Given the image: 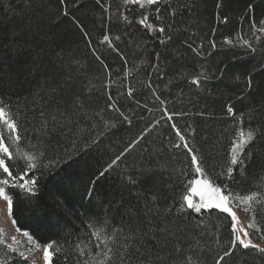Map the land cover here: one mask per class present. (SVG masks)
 Wrapping results in <instances>:
<instances>
[{"label": "trees", "instance_id": "1", "mask_svg": "<svg viewBox=\"0 0 264 264\" xmlns=\"http://www.w3.org/2000/svg\"><path fill=\"white\" fill-rule=\"evenodd\" d=\"M145 13L152 31L138 23ZM261 20L264 0H0V102L21 137L0 129L13 157L5 161L14 175L35 163L28 175L38 181L34 197L4 187L9 218L36 245L52 244L50 264H217L232 247L227 213L179 212L194 169L173 123L217 183L232 141L257 131L229 203L264 242V33L252 30ZM13 33L26 45L18 57ZM165 109L178 115L168 120ZM92 140L99 146L81 156ZM65 158L79 164L68 169ZM0 264L28 263L0 243ZM220 264H264V253L237 242Z\"/></svg>", "mask_w": 264, "mask_h": 264}, {"label": "snow or ice", "instance_id": "2", "mask_svg": "<svg viewBox=\"0 0 264 264\" xmlns=\"http://www.w3.org/2000/svg\"><path fill=\"white\" fill-rule=\"evenodd\" d=\"M64 0H61V3H63ZM126 4H139L141 7H144L145 4L147 5H154L163 3L164 0H124ZM97 3H100V0H97ZM103 6V5H102ZM107 11V8L105 9ZM157 16L156 19L159 20L160 16V9H155ZM149 18L148 15L145 13L143 14V18H141L138 23L146 28H148L150 31L154 29V25L148 22ZM225 22H227V18H225ZM159 32L163 34L165 32L164 27H159ZM253 33H264V20L260 21V26L258 27L255 23L252 25ZM15 33L12 34V40L11 45L13 47L14 56H20L24 54V49H26V45L21 42L15 40ZM256 39L259 41L260 37L257 36ZM109 40L108 35H104L102 43ZM163 43V41H161ZM225 44H229L230 40L229 38H225L224 41ZM235 46V45H233ZM242 47H245L247 49H250L251 51L255 52L257 49L253 48L252 44L245 40L243 42ZM212 48H216V44L212 43ZM247 54V53H245ZM159 54L157 53V57ZM99 59L100 57L97 56ZM153 68H157L158 65H152ZM202 79H207V77L201 73ZM193 84H196L197 86L201 85V79H194L192 80ZM248 87H252V82L249 80ZM129 95H131V89L129 90ZM111 107V105H109ZM229 114H233V108L232 106L228 107ZM40 115L43 117L45 113L43 111L40 112ZM165 115L167 116L168 120H172L173 115L178 114H170L167 113V110L165 109ZM55 119V118H54ZM7 129L8 135L12 136L15 134V139L20 140L21 137L19 135V124L18 121L14 118L11 108L7 103L0 102V129ZM173 130L176 132V136L178 137V140L182 142V146L184 149L187 150L188 155L191 157V166L194 169V178L190 180L191 185H199L202 187L203 191H200V199L198 202H194L193 197L197 193L196 187L189 188V192L191 195H184L183 201L184 205H186V208L182 205L179 208V212L185 213L187 210H191V212L196 213L197 215L202 216L205 212L211 214L212 210H218L221 213H227L228 216L231 217L232 221V240L231 245L232 247L224 252V255L220 258V260H223L224 257H227L232 254V250L236 248L237 242L239 243V246L248 249V248H257L258 246L256 244H253L251 239H247L249 237V233L244 230L243 228L240 229L244 233L245 239H242L240 236L236 235L237 232V222L238 217L237 215L231 210V206L229 204L230 200H234L235 197L231 194V188L229 182H235V176L234 172L239 169L241 172L246 171L245 165L247 157L245 155V148L252 143V141L256 138L257 131L255 130H249L247 132L246 138L244 137V134H240L239 140H233L231 147L228 152V160L226 163V166L224 169L218 173V176L224 181L223 183H217L216 180H214L206 171L205 167L203 166V161L198 157L196 154V151L188 144L187 138L182 132L176 127L175 123L172 124ZM95 145L98 147V142L96 140H92L90 143L85 142L83 148L78 149L81 156H86L89 152V150ZM173 147L180 148L181 143H176L173 145ZM5 157L8 160H12V154L10 152L9 147L7 146L6 137L2 130H0V172H2L5 175V178L0 180V184L3 185H9L11 184L12 188H19L22 191H25L29 193L31 196L36 195V188H37V178L33 175L29 177L28 173L37 167L35 163H28L26 169L18 175H14L13 172L10 170V165L6 164ZM120 156H117L115 159L111 161L110 164H108L107 167H105L102 171L99 172V176H104L111 168H113L114 165L117 164V161L120 160ZM64 164L67 165L68 169H71L74 165L79 164V158L68 160L65 158L63 161ZM43 167L48 168L49 165H43ZM61 171H66V169L61 168ZM199 177V179L195 178ZM90 191V196L92 193V190ZM205 192L209 193V195L205 196ZM0 197H2L7 202L8 207V215L13 218L14 220V200L11 196H9L4 188H0ZM253 195H248L244 197L245 202L253 200ZM25 199H28V197H25ZM36 211H39L38 202L34 206ZM248 209H245L247 211ZM190 214V213H189ZM186 218V217H185ZM251 227V225H249ZM259 230V229H258ZM24 235L28 237V239L31 241L33 239L32 235L25 231ZM93 235L96 236V239L100 241L99 235L94 231ZM13 240L15 238L13 237ZM52 247V244L49 243L44 246V255L43 259L45 264H50L51 260V253L50 249ZM97 249H100V243H97L96 245ZM11 251L15 252L16 249H11ZM258 251L261 253H264V248H258ZM102 253L98 251L96 253L97 256L101 255ZM91 255V253H90ZM106 255V254H105ZM20 256L26 259L25 253L21 252ZM220 260L217 261V264H220ZM84 264H88V261L86 260ZM100 264H103V261H100Z\"/></svg>", "mask_w": 264, "mask_h": 264}, {"label": "rangeland", "instance_id": "3", "mask_svg": "<svg viewBox=\"0 0 264 264\" xmlns=\"http://www.w3.org/2000/svg\"><path fill=\"white\" fill-rule=\"evenodd\" d=\"M197 179H199V177H197ZM9 185L0 184V188H4ZM191 187L197 188V193L193 197V200L194 202H198L200 199V191H203V189L199 185L189 184V188ZM189 188L187 191V195H191V193L189 192ZM207 195H209V193L205 192V196ZM230 206L231 210L238 217V222L236 225V235L240 236L242 239H245L244 233L240 231V229L243 228L249 233V226L245 223L244 220L245 214L243 211H240L236 207L232 205ZM13 237L15 238V240H13ZM247 239L250 238L248 237ZM0 243L5 246L8 251H11V249L13 248L16 249L15 253L19 256L21 252H24L26 259L21 256L20 257L23 260H26L28 264H45L43 259L44 247L36 245L33 240L30 241L28 237L24 235V233L20 232L14 227L8 215L7 202L2 197H0ZM252 243L256 244L258 246L257 248H264V242L255 243L252 241Z\"/></svg>", "mask_w": 264, "mask_h": 264}]
</instances>
